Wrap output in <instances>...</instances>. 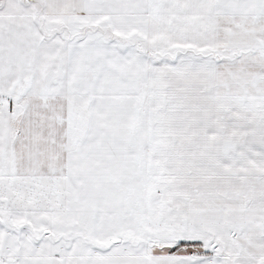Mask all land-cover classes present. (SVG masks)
<instances>
[{
	"label": "snow or ice",
	"instance_id": "1",
	"mask_svg": "<svg viewBox=\"0 0 264 264\" xmlns=\"http://www.w3.org/2000/svg\"><path fill=\"white\" fill-rule=\"evenodd\" d=\"M0 264H264V0H0Z\"/></svg>",
	"mask_w": 264,
	"mask_h": 264
}]
</instances>
